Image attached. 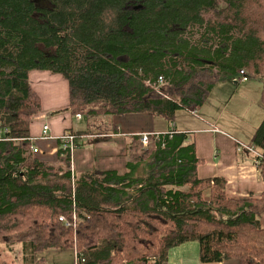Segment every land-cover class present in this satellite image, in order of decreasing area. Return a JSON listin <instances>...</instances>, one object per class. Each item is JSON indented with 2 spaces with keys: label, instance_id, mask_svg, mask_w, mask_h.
Wrapping results in <instances>:
<instances>
[{
  "label": "trees",
  "instance_id": "1",
  "mask_svg": "<svg viewBox=\"0 0 264 264\" xmlns=\"http://www.w3.org/2000/svg\"><path fill=\"white\" fill-rule=\"evenodd\" d=\"M34 1L0 0V257L20 246L27 262L71 249L82 264H166L171 249L198 242L203 263L264 264V193L236 198L224 179L200 177L205 161L184 132L147 149L129 136L124 174H76L62 150L56 163L36 158L42 100L29 81L32 71L62 75L74 117L174 123L243 70L263 81L264 106V0ZM159 77L169 84L146 85ZM253 143L264 154V124ZM258 169L264 182V160Z\"/></svg>",
  "mask_w": 264,
  "mask_h": 264
},
{
  "label": "crops",
  "instance_id": "2",
  "mask_svg": "<svg viewBox=\"0 0 264 264\" xmlns=\"http://www.w3.org/2000/svg\"><path fill=\"white\" fill-rule=\"evenodd\" d=\"M62 77L60 74H52L48 71H32L29 74L32 87L37 91L41 100H44L41 113L31 124L30 133L32 138L41 137L45 124L49 125L50 134L54 137L61 136L67 129L79 133V138L76 141L77 148L72 159L74 173L113 170L119 174H124L127 171V163L129 162L127 153L129 136L151 132H166L172 124H175L178 131L186 134L183 145L193 143L196 157L205 161L198 168L200 177L224 179L228 195L236 198L251 196L258 198L264 193V182L258 167L255 165L254 154L248 150L242 152L237 150L238 142L254 145L258 148L253 143V139L256 132L264 124L263 81L249 79L247 82L236 83L226 80L220 82L223 84L218 83L211 95L228 93V98L225 96L223 105L218 104L211 113L206 112L205 103L199 106L200 108L189 105L184 111L192 114V111L198 112L196 109L198 108L202 114L200 118H194L193 121L186 118L179 122L176 121L178 120L176 116L175 122L170 123L151 114H132L124 117L108 116L92 119V121L102 126V128L95 131L88 128L84 129L85 127L80 129L74 127V123H82L84 117L82 120H77L74 116L73 119L68 117L71 115L69 112L68 82L66 83ZM54 86L61 91V103L52 99L51 96L48 98L47 89ZM244 102L249 103L247 105L249 108L254 106L263 108V110L258 108L255 121L251 119L249 122H244L246 126L245 134L240 131V126L229 127L233 133L215 126V122L227 113L235 118ZM58 111L64 114L53 118L45 117L49 112L56 114ZM197 114L192 115L197 116ZM241 118L245 120L247 115H243ZM228 125L231 126V124ZM90 130L94 132L92 135L86 133ZM99 133L106 134L97 135ZM33 146L40 151L39 154L35 155L36 158L50 163L58 161V150L55 141L38 139L33 142ZM260 223L264 228V214ZM45 253L47 252L35 256L33 261L31 260L27 264H39L40 259H44L47 264L45 257L42 256L46 255ZM166 264H240V262L234 259L219 263H203L200 260L198 242H190L171 249L168 252Z\"/></svg>",
  "mask_w": 264,
  "mask_h": 264
},
{
  "label": "rangeland",
  "instance_id": "3",
  "mask_svg": "<svg viewBox=\"0 0 264 264\" xmlns=\"http://www.w3.org/2000/svg\"><path fill=\"white\" fill-rule=\"evenodd\" d=\"M190 36L193 37L194 42H198L199 38H200V32L196 31V30L192 31V34H190ZM62 78L67 83L66 79L64 77H62ZM219 84H223V83L219 82ZM47 91H48V98L51 96L52 99H54L58 103L62 102V101L60 102L61 91L58 87L54 86L51 89H47ZM211 94L208 97V99L206 100L205 105H204V108H205L206 112H208V113L213 112L218 104L223 105V103L225 101L224 100L225 96H227V98H228V93L218 94V95H217V93H216V95H211ZM42 102L44 103V100H42ZM248 104H249L248 102H244L240 106L241 109L237 112V116L235 118L231 117V115L228 113L223 115L218 121L215 122V126L218 127L219 129H223L225 131H228L229 133H233V131H231V129L229 127L240 126V128H239L240 131L242 132V134H245L246 133L245 123L247 121L249 122V120H251V119L253 121H255L256 112H257L258 108L263 110V108L261 106H254L252 108H249V107H247ZM198 108H200V107H198ZM198 108H196L198 110L197 116H193L190 112L187 113L184 110L180 111L177 114L178 120H176V121L180 122L181 120H184L186 118L193 121L194 118H197V119L200 118L202 116V114L200 113ZM63 114H64L63 112H59V111L56 114H53V112H49L46 114L45 117L53 118V117L59 116V115L62 116ZM243 115L244 116L247 115V118L245 120H242V118H241ZM68 117L70 119H73L72 115H69ZM92 119H94V118L84 117L83 122L82 123H74V127L76 129H80L81 127H85L84 129L88 128V129H92L95 131L102 128V126H100L99 123L92 121ZM213 124H214V122H213ZM228 124H231V126H229ZM20 249H21V247L19 246V247H16V251L11 252L6 246H2L0 264H27V258L24 256L21 257V250ZM46 252H47V253H45L46 255H42V256L45 257L47 264H54V263H56V264H74L75 250H71V249H69V250H49ZM231 260H234V259H231ZM235 260H237V259H235Z\"/></svg>",
  "mask_w": 264,
  "mask_h": 264
},
{
  "label": "built area",
  "instance_id": "4",
  "mask_svg": "<svg viewBox=\"0 0 264 264\" xmlns=\"http://www.w3.org/2000/svg\"><path fill=\"white\" fill-rule=\"evenodd\" d=\"M249 80V78L247 77V74L241 70L239 72V75L236 79H234L233 81L236 83L239 82H247ZM146 85L150 86L153 90H160L163 86H165L166 84H169V80H167L164 77H159L158 80L156 81H146L145 82ZM192 114L196 115L197 112L192 111ZM77 120H82V115H77L76 116ZM175 132H178V130L176 129L175 124H172L171 128L166 131V132H151V133H142V134H136L140 137V142L142 144V146L144 148H150L153 144L157 143L160 141L161 137H165V136H169L172 137L173 134ZM8 133V131H3L0 130V141H4V140H9L8 138L5 137V134ZM76 134L73 130L71 129H67L63 132V134L61 136H57L54 137L50 134V127L48 124H45L43 126V131H42V136L39 138H32L31 142H32V150H33V154L37 155L40 153L39 149L33 146V142L39 140H51V141H55L57 144V150L58 152L60 150H62L64 152L63 156H68L70 155L71 158L73 159L74 157V152L77 148L76 146ZM237 150L239 152H242L243 150H248L249 152L253 153L255 156V165L258 167V165H260L263 160H264V154L261 152H258L256 150V148L253 145H248V144H243L241 142H238V148ZM58 155V153H57ZM72 167H73V162H72ZM74 223L79 222V218L77 217L76 214H74L72 216L71 219ZM60 221L66 223L67 225H70L71 223L68 221V219H66L64 216L60 217ZM85 258L84 256L75 251L74 254V264H82L84 262Z\"/></svg>",
  "mask_w": 264,
  "mask_h": 264
},
{
  "label": "water",
  "instance_id": "5",
  "mask_svg": "<svg viewBox=\"0 0 264 264\" xmlns=\"http://www.w3.org/2000/svg\"><path fill=\"white\" fill-rule=\"evenodd\" d=\"M34 2L38 3V2H41L40 0H35Z\"/></svg>",
  "mask_w": 264,
  "mask_h": 264
}]
</instances>
